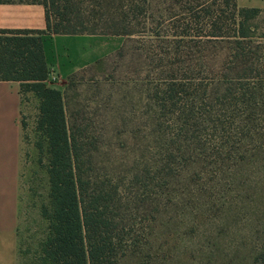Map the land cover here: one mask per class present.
<instances>
[{"label": "rangeland", "instance_id": "1", "mask_svg": "<svg viewBox=\"0 0 264 264\" xmlns=\"http://www.w3.org/2000/svg\"><path fill=\"white\" fill-rule=\"evenodd\" d=\"M77 1L88 13L99 9L94 0ZM138 14L141 33L119 36L125 43L122 53L110 54L59 84L70 125L83 128L92 170L113 175L124 189L117 211L124 235L117 264H264V121L249 130L236 113L227 128H204L201 139L207 147L189 136L192 131L183 132L177 162L165 173L168 182L144 178V162L158 157L161 144L149 138L155 137L157 126L147 116V87L168 75L162 65L170 60L208 62L216 68L233 63L239 8L230 0H155L154 21L145 25L144 12ZM251 21L257 30L252 58L264 61V10ZM186 23L191 25L188 41L180 40ZM20 97L15 116L12 98L0 108V199L7 195L0 212L10 216L14 195L15 264L31 263L48 227L40 211L49 192L47 156L36 146L40 98L32 89L20 91ZM231 109L260 113L264 101L234 102ZM170 113L165 118L171 124L165 120V126L174 130L179 124ZM0 234H8L6 225L0 224ZM2 241L0 255L7 263L10 239Z\"/></svg>", "mask_w": 264, "mask_h": 264}, {"label": "trees", "instance_id": "2", "mask_svg": "<svg viewBox=\"0 0 264 264\" xmlns=\"http://www.w3.org/2000/svg\"><path fill=\"white\" fill-rule=\"evenodd\" d=\"M32 1L46 6L45 29H0V79L19 80L21 92L32 89L39 96L36 129L40 137L36 146L47 156L48 201L42 203L40 211L48 220V227L31 263L24 264H117L124 240L117 211L124 189L113 175L103 176L92 170L93 160L82 135L83 128L70 125L64 92L48 84L43 34L141 33L138 12H144L145 25L151 18L154 21L151 9L155 0H94L99 9L92 13L86 12L77 0ZM230 1L242 14L234 32L233 63L224 62L216 68L208 62L170 60L162 65L168 75L160 83L147 87V116L150 124L157 126L153 129L155 137L149 138L160 140L161 144L158 157L144 162L146 179L150 176L158 182L161 179L168 182L166 174L177 162L176 151L183 145V132L192 131L189 136L199 138L207 147V141L201 139L204 128H227L236 120L233 118L236 113L237 120L248 125L249 130L255 129L257 121H264V110L259 113L257 109L241 112L231 109L234 102L255 103L257 97L264 101V74L260 73L264 61L252 58L257 30L251 21L264 9ZM131 8L140 10L134 13ZM190 26L186 23L180 40H189L185 35L190 34ZM124 48L125 43L113 53H122ZM167 113L177 116L175 125H179L174 130L165 126V120L171 124V119L165 118ZM135 175L138 177V172Z\"/></svg>", "mask_w": 264, "mask_h": 264}, {"label": "crops", "instance_id": "3", "mask_svg": "<svg viewBox=\"0 0 264 264\" xmlns=\"http://www.w3.org/2000/svg\"><path fill=\"white\" fill-rule=\"evenodd\" d=\"M237 3L239 6L264 9V0H237ZM46 27L47 15L44 3L32 0H0V29H45ZM120 35L123 34L92 32L44 33L43 45L49 67L47 81L54 86L60 87L59 84H61L62 81H65L70 75L119 49L124 43V39L120 38ZM9 98H12V105L14 107L13 115L15 116L20 105V81L13 79H0V108L9 104ZM18 127L17 156L19 149ZM10 198H12L11 206L9 207L10 216L6 219L8 214L0 212V224L6 225L8 230L7 235L0 234V251L2 250V253L4 247L2 240L5 238L10 239V250L7 263L5 261V256L1 254L0 264H15L11 250L14 238L13 221L16 217L17 203L14 199V195ZM5 200H7L6 194L4 199H0V203Z\"/></svg>", "mask_w": 264, "mask_h": 264}, {"label": "built area", "instance_id": "4", "mask_svg": "<svg viewBox=\"0 0 264 264\" xmlns=\"http://www.w3.org/2000/svg\"><path fill=\"white\" fill-rule=\"evenodd\" d=\"M54 78H55V76H54Z\"/></svg>", "mask_w": 264, "mask_h": 264}]
</instances>
